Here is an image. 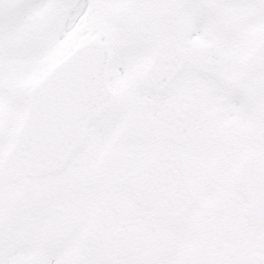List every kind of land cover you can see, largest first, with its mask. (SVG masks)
Here are the masks:
<instances>
[{
    "label": "snow or ice",
    "instance_id": "1",
    "mask_svg": "<svg viewBox=\"0 0 264 264\" xmlns=\"http://www.w3.org/2000/svg\"><path fill=\"white\" fill-rule=\"evenodd\" d=\"M0 264H264V0H0Z\"/></svg>",
    "mask_w": 264,
    "mask_h": 264
}]
</instances>
